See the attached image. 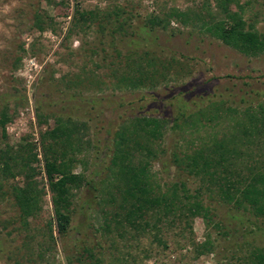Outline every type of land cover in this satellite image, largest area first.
I'll return each instance as SVG.
<instances>
[{"label":"rangeland","instance_id":"obj_1","mask_svg":"<svg viewBox=\"0 0 264 264\" xmlns=\"http://www.w3.org/2000/svg\"><path fill=\"white\" fill-rule=\"evenodd\" d=\"M205 3L206 0H0V112L4 109L10 116L0 147L5 143L15 145L23 138L31 143L35 154L31 166L42 190L39 212L22 221L9 189L10 184L22 182V175L16 173L3 182L0 264H244V258L254 248L264 253V220H255L240 211L238 215L248 218V223L236 225L231 220L230 228L235 229L224 234L214 221L226 217L221 223L226 226L227 214L234 210L206 200V193L203 195L212 213V224L195 216L185 233L176 225H165L161 232L165 246L149 236H140L137 241L101 228L98 209L102 195L97 190L103 188L100 178L107 174L114 132L121 121L143 114L168 117L167 129L158 143L161 151L152 161L151 170L163 188L184 182L192 191L197 181L175 166L171 153L190 151L211 136L227 133L232 114L224 111V118L200 127L189 121L173 127L172 96L184 92L190 107L203 101L204 108L219 99L237 110L264 105V54L243 55L199 33L197 24L190 27L171 21L168 30H157L154 47L166 58L173 56V68L153 88L118 89L110 76L114 66H109V31L100 33L91 25L66 36L73 8L76 4L82 9L119 4L131 10L134 24L172 6L197 9ZM237 4L242 6L247 22L258 30L264 29V0H232L230 9L236 10ZM35 12L47 16L42 29L34 24ZM117 37L115 34L116 46L124 50L126 47ZM195 92L200 98L194 96ZM56 116L85 122L71 166L72 172L83 174L85 183L71 197L70 222L64 235L56 232L51 193L40 165L44 168L40 134L53 126ZM205 241L206 251L199 253V245Z\"/></svg>","mask_w":264,"mask_h":264},{"label":"trees","instance_id":"obj_2","mask_svg":"<svg viewBox=\"0 0 264 264\" xmlns=\"http://www.w3.org/2000/svg\"><path fill=\"white\" fill-rule=\"evenodd\" d=\"M231 1L213 0L211 3L206 0L205 5L197 9L172 6L151 13L134 24L135 16L131 10L119 4L103 9H82L76 4L66 36L73 30L91 25H95L100 33L109 31L112 52L108 57L109 66H114L110 69L114 87L126 90L153 88L173 68V56L166 58L160 49L154 47L159 36L157 30H168L171 21L190 27L197 24L199 33L207 34L243 55L264 54V29L258 30L245 20L241 5L237 4L236 10L230 9ZM33 16L34 24L42 29L47 16L37 12ZM115 34H118L117 41L126 47L124 50L116 46ZM194 96L200 98L198 92ZM201 104L190 107L188 96L184 92L176 93L170 100L175 112L170 126L179 127L180 122L187 121L195 127L204 126L214 119L224 118V111H229L232 116H229L230 131L227 133L201 140L190 151L171 153L175 166L197 181L192 191L184 182H174L163 188L151 170L152 161L161 151L158 143L167 129L168 117L143 114L121 121L114 132L107 174L100 178L104 191L93 186L94 192L100 191L102 195L98 209L102 229L117 237L126 236L137 241L140 236H149L165 246L161 237L165 225H176L181 233H185L195 216L212 222L206 200L234 210L227 214L226 226L221 224L226 217L214 221L215 227L223 228L224 234L234 231L235 227L230 228L232 221L236 225L248 223V218L238 215L240 211L255 220H264V105L237 110L225 105L222 99L210 101L204 108ZM9 119L8 112L3 109L0 112V140L6 138L5 124ZM84 125L85 122L74 121L71 117L56 116L53 126L40 134L58 235L67 231L74 190L85 183L82 173L71 171ZM34 159L32 145L26 138L15 145L5 143L0 147V188L9 176L19 173L23 178L20 184L9 185L11 198L22 221L41 208L42 190L38 188L31 166ZM48 232L52 237L50 226ZM207 243L199 245V253L206 251ZM244 259V264H264V253L260 248H254Z\"/></svg>","mask_w":264,"mask_h":264},{"label":"built area","instance_id":"obj_3","mask_svg":"<svg viewBox=\"0 0 264 264\" xmlns=\"http://www.w3.org/2000/svg\"><path fill=\"white\" fill-rule=\"evenodd\" d=\"M36 157L40 158V154L37 152L36 154ZM41 165V175L43 176V178L46 180V175H45V172H44V168L42 167L43 165Z\"/></svg>","mask_w":264,"mask_h":264}]
</instances>
